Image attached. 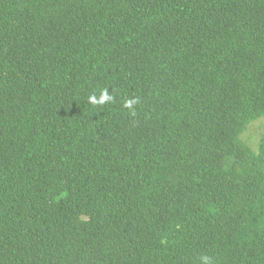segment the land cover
I'll use <instances>...</instances> for the list:
<instances>
[{"label": "trees", "instance_id": "1", "mask_svg": "<svg viewBox=\"0 0 264 264\" xmlns=\"http://www.w3.org/2000/svg\"><path fill=\"white\" fill-rule=\"evenodd\" d=\"M261 119L264 0H0V264H264Z\"/></svg>", "mask_w": 264, "mask_h": 264}, {"label": "clouds", "instance_id": "2", "mask_svg": "<svg viewBox=\"0 0 264 264\" xmlns=\"http://www.w3.org/2000/svg\"><path fill=\"white\" fill-rule=\"evenodd\" d=\"M113 100L114 97L109 93L108 89L106 88L102 89L98 96L93 94L87 98V102L94 106L105 105L109 102H112ZM136 103H138L137 100H126L124 102L123 107L132 111ZM200 264H212V258L210 256L203 255L200 257Z\"/></svg>", "mask_w": 264, "mask_h": 264}, {"label": "rangeland", "instance_id": "3", "mask_svg": "<svg viewBox=\"0 0 264 264\" xmlns=\"http://www.w3.org/2000/svg\"><path fill=\"white\" fill-rule=\"evenodd\" d=\"M264 136V119L254 122L244 134L242 139L254 150L257 149L262 137Z\"/></svg>", "mask_w": 264, "mask_h": 264}]
</instances>
